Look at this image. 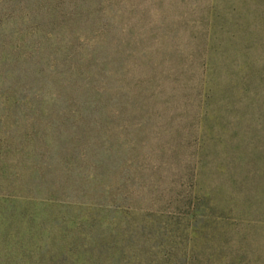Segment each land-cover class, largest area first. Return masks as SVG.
<instances>
[{"label":"rangeland","instance_id":"obj_1","mask_svg":"<svg viewBox=\"0 0 264 264\" xmlns=\"http://www.w3.org/2000/svg\"><path fill=\"white\" fill-rule=\"evenodd\" d=\"M0 264H264V0H0Z\"/></svg>","mask_w":264,"mask_h":264}]
</instances>
